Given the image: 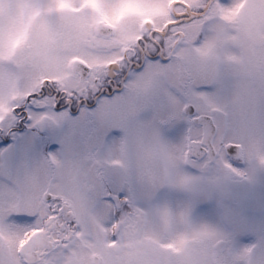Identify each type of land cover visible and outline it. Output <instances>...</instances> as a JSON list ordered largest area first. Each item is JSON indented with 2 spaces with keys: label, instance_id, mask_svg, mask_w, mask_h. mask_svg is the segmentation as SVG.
Instances as JSON below:
<instances>
[{
  "label": "snow or ice",
  "instance_id": "snow-or-ice-1",
  "mask_svg": "<svg viewBox=\"0 0 264 264\" xmlns=\"http://www.w3.org/2000/svg\"><path fill=\"white\" fill-rule=\"evenodd\" d=\"M0 264H264V0H0Z\"/></svg>",
  "mask_w": 264,
  "mask_h": 264
}]
</instances>
